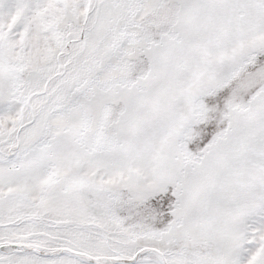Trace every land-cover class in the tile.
<instances>
[{"label":"snow or ice","instance_id":"obj_1","mask_svg":"<svg viewBox=\"0 0 264 264\" xmlns=\"http://www.w3.org/2000/svg\"><path fill=\"white\" fill-rule=\"evenodd\" d=\"M0 264H264V0H0Z\"/></svg>","mask_w":264,"mask_h":264}]
</instances>
